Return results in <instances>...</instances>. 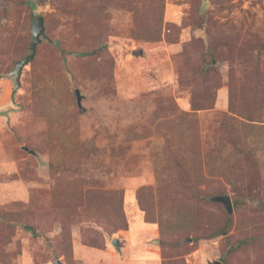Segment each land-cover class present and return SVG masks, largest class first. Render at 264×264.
I'll list each match as a JSON object with an SVG mask.
<instances>
[{
  "label": "rangeland",
  "instance_id": "1",
  "mask_svg": "<svg viewBox=\"0 0 264 264\" xmlns=\"http://www.w3.org/2000/svg\"><path fill=\"white\" fill-rule=\"evenodd\" d=\"M56 261L264 264V0H0V264Z\"/></svg>",
  "mask_w": 264,
  "mask_h": 264
},
{
  "label": "water",
  "instance_id": "2",
  "mask_svg": "<svg viewBox=\"0 0 264 264\" xmlns=\"http://www.w3.org/2000/svg\"><path fill=\"white\" fill-rule=\"evenodd\" d=\"M46 39L45 36V27H44V19L43 17H36L33 19L32 26H31V43L29 45V54L21 59L18 63L15 64L14 70L11 71L8 74V78L13 79V90L11 92V101L14 102V96L17 92V90L21 86V73L22 70L26 65H28L35 57L36 53V48L37 46L41 43V40ZM74 95L76 97V102L78 107H80V102H81V96L79 94L78 90L74 91ZM214 201L219 202L225 206V209L227 210L228 213H231V202L230 199L226 196L224 197H217L214 199ZM30 230V229H29ZM111 245L114 247L115 251L120 253V248H119V240L118 239H113L111 241ZM54 264H61L59 261L54 262ZM220 264V263H219Z\"/></svg>",
  "mask_w": 264,
  "mask_h": 264
},
{
  "label": "trees",
  "instance_id": "3",
  "mask_svg": "<svg viewBox=\"0 0 264 264\" xmlns=\"http://www.w3.org/2000/svg\"><path fill=\"white\" fill-rule=\"evenodd\" d=\"M28 6L31 8V10L33 9V5H32V2L31 1H29L28 3ZM194 100H195V98H194ZM206 109H212V107H196L195 105H193L192 107H191V110L194 112H197V111H201V110H206ZM184 116H186V115H184ZM183 123V122H182ZM183 124H185L184 125V128L183 129H181V138L184 140V141H186V140H188L189 142H193L194 143V141H191V139H192V137L196 140V138L198 137L196 134H195V129L197 128V124L195 123V121H193V119L191 118V120L190 119H186L185 118V121H184V123ZM182 140V141H183ZM188 141H186V142H188ZM191 144V143H190ZM52 208H54L55 210H57L58 212H60V211H62V210H64V209H66V207H64V206H60V205H57V206H53Z\"/></svg>",
  "mask_w": 264,
  "mask_h": 264
}]
</instances>
